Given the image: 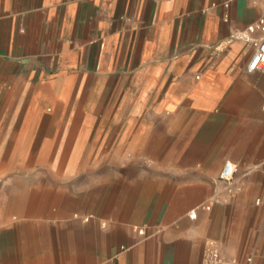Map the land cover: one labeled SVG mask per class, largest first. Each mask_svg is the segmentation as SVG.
Returning a JSON list of instances; mask_svg holds the SVG:
<instances>
[{"label": "crops", "instance_id": "1", "mask_svg": "<svg viewBox=\"0 0 264 264\" xmlns=\"http://www.w3.org/2000/svg\"><path fill=\"white\" fill-rule=\"evenodd\" d=\"M262 15L264 0H0V103L27 107L22 130L1 137L72 156L90 139L89 154L137 156L158 186L186 187L164 213L130 209L146 233L124 229L127 249L105 264H201L209 240L263 264L264 70H246L255 43L233 37ZM46 117L76 129L34 131ZM227 160L240 170L231 195L189 220ZM2 211L0 264H55L19 261L17 211ZM82 259L76 246L65 264Z\"/></svg>", "mask_w": 264, "mask_h": 264}, {"label": "rangeland", "instance_id": "2", "mask_svg": "<svg viewBox=\"0 0 264 264\" xmlns=\"http://www.w3.org/2000/svg\"><path fill=\"white\" fill-rule=\"evenodd\" d=\"M26 109L25 105L18 106L17 101L0 103V209L2 214L17 211V219L13 221L18 225L14 243L19 261L26 263L33 256L65 264L76 246L81 249L83 264H105L115 260L127 249L123 230L139 236L138 230L144 229L139 227L135 212L130 213V209L141 211L142 216L164 213L171 209L170 193L186 190V187L155 184L152 179L159 172L142 170V165L138 168L137 156L109 154L105 150L89 154L90 139L79 155L63 154L55 144L45 159H41L40 152L47 149L40 150V138L32 139L26 150L24 135L19 140L1 137L22 130L23 122L19 119L22 120ZM47 109L53 112V108ZM65 126L76 129L77 124L51 122L46 117L44 122L35 124L33 130L50 132ZM19 151H25L23 159L20 156L19 160H14ZM71 161L73 164L68 167ZM239 173L237 170L235 176ZM218 177L210 185L208 202L199 210L211 212L222 202L224 195H231L228 191L225 194V190L233 180L228 183ZM7 179L17 183L7 182ZM26 190L28 197H22ZM188 212L189 209L186 211L189 219ZM6 222L9 224L10 220L0 219V226H5ZM25 226H35L28 247H25L23 237ZM74 228L78 233L76 239L81 242L76 246L73 244ZM247 259L251 256H245L244 264H250Z\"/></svg>", "mask_w": 264, "mask_h": 264}, {"label": "built area", "instance_id": "3", "mask_svg": "<svg viewBox=\"0 0 264 264\" xmlns=\"http://www.w3.org/2000/svg\"><path fill=\"white\" fill-rule=\"evenodd\" d=\"M255 31L261 32V37L258 41L251 38V34ZM237 40H242L247 43H255V47L248 60L246 70L248 72H254L257 70H264V15H262L254 24L250 25L245 33L235 34L233 36ZM237 172V166L234 162L227 160L219 174L218 179L224 182H231ZM199 207L191 209L188 212L189 219L196 218ZM139 235L146 233L144 229L138 230ZM250 262V259L246 260ZM201 264H238L235 260H229L224 258L217 244L209 240L205 243Z\"/></svg>", "mask_w": 264, "mask_h": 264}, {"label": "bare ground", "instance_id": "4", "mask_svg": "<svg viewBox=\"0 0 264 264\" xmlns=\"http://www.w3.org/2000/svg\"><path fill=\"white\" fill-rule=\"evenodd\" d=\"M28 127H30V124H26V126H25V128H24V131H25V130H28V129H29ZM23 146H25V144H24ZM60 151H61V150H60ZM47 153H48V152L45 151V150L41 151V152H40V155H41L40 157H41V159H45V157L48 155ZM23 155H25V151H19V152H17V153L15 154L14 160H17V159L19 160V157H20V156H21L20 158L24 157ZM22 159H23V158H22ZM62 162H63V160H61V164H62ZM71 164H73V162H72ZM6 181H7V182H13V183L16 182V183H17V181H13V180H12V181H9V179H7ZM23 194H24V195H22V197H28V195H29V191L26 190V192H24Z\"/></svg>", "mask_w": 264, "mask_h": 264}]
</instances>
